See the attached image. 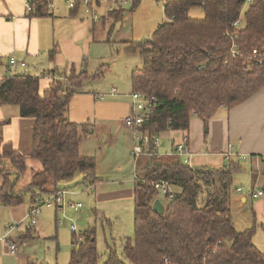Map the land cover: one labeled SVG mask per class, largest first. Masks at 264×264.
Listing matches in <instances>:
<instances>
[{"label":"trees","instance_id":"16d2710c","mask_svg":"<svg viewBox=\"0 0 264 264\" xmlns=\"http://www.w3.org/2000/svg\"><path fill=\"white\" fill-rule=\"evenodd\" d=\"M102 1L125 0L96 4ZM129 1L130 10L139 2ZM31 3L34 16H50L49 0ZM196 6L202 8V18L187 15ZM78 7L76 1L71 12ZM163 13L166 20L149 38L127 41L124 47L126 53L138 51L142 59L141 67L130 72L131 92L158 100L140 127L150 137L187 130L192 115L207 125L218 108L237 105L264 86V0H163ZM123 14L118 5L113 25ZM54 52L49 51L50 57ZM54 72L42 74L50 77L44 88L38 75L30 73L15 71L0 78V107L14 105L20 117L33 118L29 157L41 164L18 188L27 157L3 140L0 129V206L20 205L26 194L30 210L40 194L59 192L57 183L76 172L83 175V183L98 180L96 159L79 153L81 138L92 124L66 116L86 72L71 67L62 79ZM100 74L96 70L95 76ZM8 121H1L0 128ZM134 170L133 238L122 241L119 254L106 243L100 263L95 227L73 232L67 264H264V252L252 242L254 227L236 230L232 221L231 180L242 170L237 161L217 168L190 167L175 155L144 154L135 160ZM158 180L167 181L173 191L171 199L162 195L163 213L152 209L159 194L152 183Z\"/></svg>","mask_w":264,"mask_h":264},{"label":"crops","instance_id":"0c3cea01","mask_svg":"<svg viewBox=\"0 0 264 264\" xmlns=\"http://www.w3.org/2000/svg\"><path fill=\"white\" fill-rule=\"evenodd\" d=\"M96 6L99 7L97 4ZM34 10L35 7L28 12L23 0H0V78L9 71V57L15 56L25 63L24 66L18 65L16 72H26L25 68L29 65L34 67V63L46 66L41 70L38 65L40 73L34 74L38 75L40 87L44 88L50 80L49 76L42 77L44 72L55 70L54 75L62 79L71 67L77 72L82 71L84 56L89 51V43L107 41L108 36H111L110 26H105L101 34L96 31L95 20H92L90 28L82 18L77 17V11L72 13L69 10L68 15H61L53 8L52 11L49 10L50 16L39 17L34 16ZM126 20L128 16L124 13L119 27H122ZM118 35L120 36L119 32L116 36ZM119 40H122L121 37ZM52 49L55 52L50 57L49 51ZM45 61L46 64L43 63ZM18 68L20 71H17ZM134 68L132 67L130 72ZM95 72L92 78L86 77L76 89L66 116L75 123L92 124L89 132L82 136L79 143L80 155L91 156L89 153L95 154L97 147H100L102 155L107 151L109 154H114L122 147L127 148L132 160L134 187V158L131 155L134 141L130 129L123 125L124 117L130 112L131 91L120 93L113 87L103 92L88 88L85 85L100 81L104 71L101 70L99 76H95ZM4 120L9 121L3 123L0 128L3 140L11 142L14 149L30 158L33 118L20 117L18 110L11 117H4L0 109V122ZM183 135L188 138V165L196 157L204 158V165L197 167L208 166L207 164L222 167L229 160H235L240 164L242 170L238 171V174L234 173L236 176H233L243 184H236L231 193V211L252 212L254 218L253 226H251L254 227L252 242L264 252V175L262 174L264 171V86L237 105L218 108L208 120L207 125L196 115H192L187 130H167L161 133L159 135L162 141L161 151L166 153L170 150L173 141H178ZM40 167L34 164L33 169L36 171ZM238 188H241V191H237ZM259 190L262 191L260 195L255 198L249 196L250 193ZM4 207L7 211V219L9 222H15L16 226L10 224L0 235L3 237L7 234L6 241L0 240V264L38 263L35 259L29 262V259L19 256L18 246L15 254L9 251V243L14 242L19 245L22 241L25 245L28 240H34L36 237L33 234L34 228H31L30 232L26 230V226L20 228L28 214V207L26 208L24 203ZM248 226L245 229L249 228ZM14 231L15 233L12 234ZM13 237L16 239L14 240ZM14 255L17 256L14 257Z\"/></svg>","mask_w":264,"mask_h":264},{"label":"rangeland","instance_id":"374dc122","mask_svg":"<svg viewBox=\"0 0 264 264\" xmlns=\"http://www.w3.org/2000/svg\"><path fill=\"white\" fill-rule=\"evenodd\" d=\"M51 1L54 11L61 15H68L69 10H72L67 4V0ZM118 5L124 9V13L128 16V20L123 23L122 27H119L120 23L113 25V12ZM131 6L132 2L129 0L121 2L102 1L99 7L95 5L93 8L94 13L99 18L95 20L96 31L102 34L104 27L110 26L111 36H108L107 41L90 42L89 51L84 56L81 70L86 72L89 79L92 78L91 76L96 69L97 71H104L100 81L85 85L92 90L107 92L115 87L120 93H129L131 91L129 83L130 69L141 67L142 59L138 51L127 54L124 50L125 42L149 38L156 26L166 20L163 13V0H139L133 10H130ZM48 8L51 11L53 9L49 6V3ZM84 8L82 4L79 5L76 10L77 17L82 18L86 22L85 24L91 28L93 16L85 13ZM187 15L192 18H202V8L197 6L189 8ZM117 31L120 36H116ZM103 35L105 37L106 31ZM120 37L122 40H119ZM43 63L46 64V61ZM34 65V67L27 66L25 73L39 74L40 68L41 70L46 68L45 65L39 63H34ZM38 65H40V68H38ZM63 70L65 69L63 68ZM17 71H20V68ZM0 109L1 115L4 117H11L17 112V106L14 105L3 106ZM89 154L96 159L95 175L98 180L95 184L83 183V175L76 172L71 178L57 183L59 189L67 190L64 195L63 207H40L38 222L33 227L35 233L32 231L36 237L34 240H28L25 245L22 241L17 245V254L23 256V259H29V262L35 259L37 262H47L49 264H67L73 233L71 225L75 227L76 235L90 226L95 227L96 246L98 253H100V263L105 259L106 243L111 246L114 245L119 254L122 249V241L127 237L133 238V199L131 193L133 188V166L127 148L122 147L114 154H109L107 151L102 155L100 147H97L95 154ZM100 156L101 160L99 159ZM203 160L204 158L196 157L190 161L189 166L204 165ZM34 164H37L38 167L41 165L38 160L27 157V169L18 180V188L30 181L32 170L34 172ZM207 165L205 166L219 167L216 164ZM233 175L231 191L234 190L236 184H243L241 181H237ZM90 185L92 188H90ZM39 196L41 201L49 195L40 194ZM24 199V205L27 208L29 205L28 195L25 194ZM157 199L165 205V198L160 193L157 195ZM248 199L250 201L249 197ZM76 203L81 204L77 211L71 206V204ZM231 214L236 230H243L248 225V227L253 226L254 218L251 211H231ZM27 222L28 218L24 219L20 228H24ZM10 224L16 226L15 222H9L7 219L5 207L0 206V235L4 233L5 227H9ZM14 233L15 231L12 232V234ZM13 239L15 240L16 237H13ZM16 256L14 255V257Z\"/></svg>","mask_w":264,"mask_h":264},{"label":"built area","instance_id":"2783aa9c","mask_svg":"<svg viewBox=\"0 0 264 264\" xmlns=\"http://www.w3.org/2000/svg\"><path fill=\"white\" fill-rule=\"evenodd\" d=\"M32 0H23L25 8L28 12L33 10V4L31 3ZM76 1L79 2V5L82 4L85 7V11L87 13H91L93 16V20H97L98 15L94 13V6L96 5V0H67V4L70 8L75 7ZM251 0H246L249 2ZM49 6L53 8L52 1L49 0ZM234 26H239V20L236 21ZM9 71L8 74L15 72L18 65L24 66L25 63L19 61L15 56H10L9 60ZM131 97V106L130 112L126 115L123 119V125L130 129L132 132V138L134 141L131 155L135 160L144 154H158V155H175L180 158V160L188 164V157H189V150H188V138L187 136L183 135L178 141H173L171 144L170 150L166 153L161 151V138L159 135L150 137L147 133H143L140 130V127L143 126L145 123L149 121L151 113L155 108L158 100L154 96H144L139 91H132L130 92ZM150 148V150H149ZM155 190L158 191L161 195H167L169 199L173 196V191L171 185L164 180L154 181L152 183ZM92 188V186H90ZM237 191H241V188H238ZM67 193V190H60L57 193L50 194L46 199H42L39 204L34 206L28 211L26 218H28V222L26 224L27 228H33L38 222V214L40 212V207L45 206L48 208L55 207V208H62L63 207V200L64 195ZM262 191H255L250 193V196L255 198L256 196L260 195ZM72 208L77 211L80 207V203L71 204ZM71 230L75 232V227L71 225ZM7 234L3 237H0V240L6 241ZM17 245L14 242L9 243V251L11 254L16 253Z\"/></svg>","mask_w":264,"mask_h":264},{"label":"water","instance_id":"95a60500","mask_svg":"<svg viewBox=\"0 0 264 264\" xmlns=\"http://www.w3.org/2000/svg\"><path fill=\"white\" fill-rule=\"evenodd\" d=\"M84 72V70H83ZM152 209L157 213H163L164 212V206L158 199H156L152 204Z\"/></svg>","mask_w":264,"mask_h":264}]
</instances>
